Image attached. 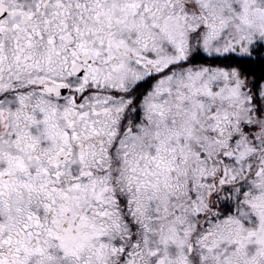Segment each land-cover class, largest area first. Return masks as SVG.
Wrapping results in <instances>:
<instances>
[{"label":"snow or ice","instance_id":"1","mask_svg":"<svg viewBox=\"0 0 264 264\" xmlns=\"http://www.w3.org/2000/svg\"><path fill=\"white\" fill-rule=\"evenodd\" d=\"M0 264H264V0H0Z\"/></svg>","mask_w":264,"mask_h":264}]
</instances>
